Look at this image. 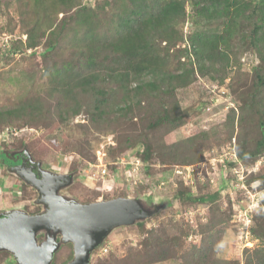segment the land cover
<instances>
[{
  "label": "rangeland",
  "instance_id": "obj_1",
  "mask_svg": "<svg viewBox=\"0 0 264 264\" xmlns=\"http://www.w3.org/2000/svg\"><path fill=\"white\" fill-rule=\"evenodd\" d=\"M187 9L185 34H221L224 30L221 19L196 18L189 5ZM193 19L197 21L194 26ZM238 26L233 64L221 73L205 66L202 72L196 71L190 85L175 92L174 101L181 112L188 113L184 124H166L150 131L146 119L156 113L160 103L153 99L140 108L138 123L125 124L127 127L120 131L126 135L130 128L135 137H147L153 146V156L147 163L140 157L142 143L127 148L130 150L123 155L117 149L114 130L94 129L84 112L64 124L53 119L43 126L15 122L0 128V152L16 155L27 151L46 175V181L40 183L45 187L54 185L58 197L83 205L110 201L117 196L138 198L143 211L149 212L146 208H150L154 212L137 223L114 228L93 251L90 264H112L124 259L132 260V264H185L189 259L195 262L193 249L204 245L214 258L210 264H245L247 250L264 247L259 240L254 247L240 245V232L233 222L247 192L264 190V152L244 160L238 153L248 139L261 138L260 124H264V93L259 95L256 90L255 77L259 58L247 41L240 40L243 31V35L249 33L250 26ZM20 38L27 40L19 20L1 14L0 107L12 108L25 94L46 93L43 71L38 68L43 61L39 53L45 49V40L36 55L30 56L34 51L25 47L13 52L12 47ZM33 71L36 79L31 83L23 73L31 76ZM241 96L245 99L241 100ZM232 111L236 117L233 123L229 121ZM193 137L198 141L189 142ZM254 148L252 144L249 149ZM235 157L236 163H227ZM187 159L192 161L186 162ZM257 163L261 165L256 169ZM235 170L244 175L242 184L247 189L236 181ZM33 174L0 160V214L11 212L16 205H21L29 215L45 212L48 207L44 192L48 191L34 181ZM37 179L43 181V177ZM231 181L236 187L231 186ZM212 196L214 200H210ZM199 198L207 199L206 205ZM137 205L142 211L141 205ZM53 233L52 230L46 240L53 241ZM45 234L38 236L39 244L44 243ZM57 236L59 241L62 236ZM104 247H108L107 253L102 252ZM176 252L178 259L174 260L170 255ZM161 257L166 259L159 261ZM73 258V245L64 244L52 264H68ZM0 264L18 262L12 253L0 251Z\"/></svg>",
  "mask_w": 264,
  "mask_h": 264
},
{
  "label": "trees",
  "instance_id": "obj_2",
  "mask_svg": "<svg viewBox=\"0 0 264 264\" xmlns=\"http://www.w3.org/2000/svg\"><path fill=\"white\" fill-rule=\"evenodd\" d=\"M188 5L196 18L221 19L222 33L185 34ZM1 14L17 18L27 35L26 42L20 38L13 45V52L25 47L34 51L30 56H35L45 40V49L39 53L43 61L38 68L43 71L46 93L25 94L12 108L0 107V128L15 122L43 126L53 119L64 124L84 112L94 129L114 130L117 149L123 155L142 143L140 157L147 163L153 156L147 137H135L130 128L126 135L120 131L127 127L125 124L138 123L140 108L153 99L160 101L161 111L156 109L146 119L150 131L166 124H184L188 113L181 112L174 101L175 92L190 85L196 71L202 72L205 66L221 73L233 64L234 35L239 24L251 28L248 34L242 32L240 40L247 41L259 58L256 90L259 95L264 93V0H0ZM191 24L194 26L197 21L193 19ZM23 75L28 82H35V71L31 76ZM235 118L232 111L229 121L233 123ZM262 123L261 138L248 139L245 147L241 146V160L264 152ZM189 140L198 141L195 137ZM251 143L254 150L249 149ZM15 158L10 166L26 161L30 167L23 163L20 168L35 175L39 171L43 177L41 164L34 162L27 151ZM8 159H12V153L0 152V160ZM181 196L183 199L184 194ZM214 199L215 196L210 197ZM197 200L205 204L207 199ZM263 209L264 202L254 212L252 236L264 243ZM146 210L152 212L150 208ZM193 252L196 261L189 259L185 264H210L214 259L206 245L195 247ZM170 257L177 260L178 252ZM165 259L161 257L159 261ZM245 260V264H264V247L247 250ZM112 264H132V260H115Z\"/></svg>",
  "mask_w": 264,
  "mask_h": 264
},
{
  "label": "water",
  "instance_id": "obj_3",
  "mask_svg": "<svg viewBox=\"0 0 264 264\" xmlns=\"http://www.w3.org/2000/svg\"><path fill=\"white\" fill-rule=\"evenodd\" d=\"M33 177L46 181L45 174L43 181L35 174ZM44 202L48 207L45 212L29 215L17 207L0 214V251L12 253L18 264H52L56 252L68 243L74 248V258L68 264H90L93 251L114 228L137 223L154 213L143 211L140 199L116 198L83 205L58 197L53 188L44 192ZM135 204H140L142 211ZM52 230L53 241L46 240ZM44 233V243L39 244L38 236ZM57 234L62 236L59 241Z\"/></svg>",
  "mask_w": 264,
  "mask_h": 264
},
{
  "label": "built area",
  "instance_id": "obj_4",
  "mask_svg": "<svg viewBox=\"0 0 264 264\" xmlns=\"http://www.w3.org/2000/svg\"><path fill=\"white\" fill-rule=\"evenodd\" d=\"M233 156H236L233 154ZM236 157L233 159H228L227 163H236ZM257 163L256 169L261 165L258 166ZM232 165V164H231ZM235 169V168H234ZM253 169V170H256ZM234 175L236 176V181H238L240 184L244 183L245 177L243 174H240L239 170H235ZM226 176V175H225ZM226 178V177H225ZM163 185V183H162ZM231 186L236 187L233 184V181H231ZM242 187L244 189H247V187L242 184ZM248 195L245 199H243L236 209V214L234 215V224L237 230L240 232L239 234V244L243 245V247H254L255 243L258 242V240L253 239L252 237V227L254 224L253 218H254V212L261 208L263 206L264 202V190L256 191L255 193L247 192ZM108 247L103 248L102 252L107 253Z\"/></svg>",
  "mask_w": 264,
  "mask_h": 264
},
{
  "label": "flooded vegetation",
  "instance_id": "obj_5",
  "mask_svg": "<svg viewBox=\"0 0 264 264\" xmlns=\"http://www.w3.org/2000/svg\"><path fill=\"white\" fill-rule=\"evenodd\" d=\"M16 162V158H15V154H12V159H8V161H3L4 163H6V165H9L10 163H13V162ZM18 162V161H17ZM24 163V165L23 166H25V167H30L29 166V164L25 161V162H23ZM22 163V161L19 163V165H21V164H23ZM19 165H17L19 168L21 167V166H19ZM21 170H23V171H29V170H25L24 169V167H22V168H20ZM36 176H38V177H41V173L38 171L37 172V174H36ZM46 187H48V186H46ZM49 188H53V192H54V190H55V188H54V185L53 186H49L48 187V189Z\"/></svg>",
  "mask_w": 264,
  "mask_h": 264
},
{
  "label": "bare ground",
  "instance_id": "obj_6",
  "mask_svg": "<svg viewBox=\"0 0 264 264\" xmlns=\"http://www.w3.org/2000/svg\"><path fill=\"white\" fill-rule=\"evenodd\" d=\"M34 181H35L36 183H38V185H39L40 187L44 188V189L46 190V192L48 191V190H47V187L44 186V183H40V182H38L36 179H34Z\"/></svg>",
  "mask_w": 264,
  "mask_h": 264
}]
</instances>
